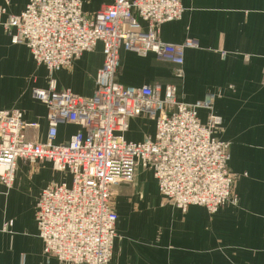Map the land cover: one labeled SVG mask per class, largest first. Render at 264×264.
I'll list each match as a JSON object with an SVG mask.
<instances>
[{
    "label": "built area",
    "instance_id": "built-area-1",
    "mask_svg": "<svg viewBox=\"0 0 264 264\" xmlns=\"http://www.w3.org/2000/svg\"><path fill=\"white\" fill-rule=\"evenodd\" d=\"M182 1L112 0L86 14L83 0H29L3 22L12 43L25 44L50 80L47 89L32 91L47 108L46 141L38 138L39 123L28 122L22 110H0V184L12 187L19 160L33 166L48 162L70 176L69 183L44 188L36 204L44 252L63 264L111 263L118 237L114 188L133 183L139 167L152 172L160 194L182 211L195 204L216 212L236 200L230 143L216 136L223 120L214 111L215 94L187 103L178 99L175 84L128 86L116 79L121 49L152 53L183 75L185 51L198 42L173 44L159 36L162 24L182 17ZM5 14L0 8V18ZM99 43L104 61L93 95L58 89L54 73ZM200 110L207 111L205 122ZM143 115L155 121V135L127 140L129 120ZM62 124L80 130L55 143Z\"/></svg>",
    "mask_w": 264,
    "mask_h": 264
},
{
    "label": "crops",
    "instance_id": "crops-1",
    "mask_svg": "<svg viewBox=\"0 0 264 264\" xmlns=\"http://www.w3.org/2000/svg\"><path fill=\"white\" fill-rule=\"evenodd\" d=\"M28 2L0 0V8H6L0 18V110H22L28 122L39 123L38 138L46 141L47 108L32 91L47 89L50 74L25 44L12 43L3 26L7 15L20 14ZM111 2L83 0V10L93 14ZM182 5V17L162 24L159 36L173 44L187 38L198 42L197 48L185 51L183 75H176L177 65L152 53L121 49L116 79L128 86L175 84L178 99L187 103L215 94L214 111L223 120L216 136L230 143L238 203H226L217 212L195 204L182 211L160 194L152 172L139 167L133 183L114 188L111 205L118 214V237L110 264H264V0H183ZM103 61L99 43L54 73L58 89L92 96ZM200 117L205 122L207 111L200 110ZM133 123L137 118L129 120L127 140L155 135V124L140 133L130 130ZM79 130L60 125L55 143L67 142ZM35 167L19 160L16 184H0V264H63L44 252L36 204L44 188L70 182V176L46 182L31 204L23 205L19 177L27 181Z\"/></svg>",
    "mask_w": 264,
    "mask_h": 264
},
{
    "label": "rangeland",
    "instance_id": "rangeland-1",
    "mask_svg": "<svg viewBox=\"0 0 264 264\" xmlns=\"http://www.w3.org/2000/svg\"><path fill=\"white\" fill-rule=\"evenodd\" d=\"M136 118H137V123L131 124L130 130H134V131L137 130L140 133L142 132L144 133L152 129V126H154L155 124V121L150 116L143 115V116L136 117ZM35 166H36L35 169L37 170V172L29 176V179L27 181L25 180L22 182L21 180L23 179V176L20 175L19 177L21 184L18 186V190H19L18 197L22 201L23 205L28 204L29 202L31 204L33 197H34L33 195L43 184H45L46 182H49L50 180H54L55 182L56 181L55 179H59V177H61L62 175H66L63 172H58L52 169L51 166H49L47 162H39ZM18 173L20 172L18 171ZM15 179L13 182L14 184H16ZM63 183H69V181H65ZM148 186H149V189H151L154 187V184H149ZM232 191H233V186H232ZM234 195L236 196L235 202L230 201L228 203H233V204L238 203V197L235 193ZM145 200L146 199H144V201Z\"/></svg>",
    "mask_w": 264,
    "mask_h": 264
}]
</instances>
